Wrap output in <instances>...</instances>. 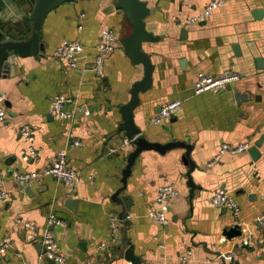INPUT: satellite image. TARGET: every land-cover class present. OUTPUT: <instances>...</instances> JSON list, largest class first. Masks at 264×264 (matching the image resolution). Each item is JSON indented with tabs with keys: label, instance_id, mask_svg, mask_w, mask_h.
<instances>
[{
	"label": "crops",
	"instance_id": "1",
	"mask_svg": "<svg viewBox=\"0 0 264 264\" xmlns=\"http://www.w3.org/2000/svg\"><path fill=\"white\" fill-rule=\"evenodd\" d=\"M144 1L152 12L148 21L154 39L143 41L142 50L153 68L150 84L138 91L133 122L152 140L165 134L189 143L193 167L184 159L183 147L145 149L122 188V171L134 145L125 141L120 109L130 100L133 83L144 75L143 64L132 60L121 43L132 24L117 0L59 3L43 21L39 54L17 56L14 71L0 77L8 110L0 124V173L11 192L9 199H0V242L6 235L13 241L0 264H130L125 257L129 245L139 264H179L178 256L186 250L191 251L189 264H264V229L255 220L264 211V0H224L207 18L186 26L175 16L200 10L210 0ZM33 9L31 0H0V29L13 39L29 38ZM104 28L116 31L117 45L105 56L100 74L94 60ZM66 38L84 46L75 68L55 55ZM199 72L238 77L215 91L197 93ZM60 92L88 106L90 114L54 116L52 99ZM173 98L181 99L180 108L169 121L152 124L150 117ZM22 125L32 128L39 159L22 158L28 145ZM76 139L79 144L73 143ZM259 140V154L253 157L249 148ZM223 142H248L249 147L214 160ZM63 149L80 172L75 192L52 175L32 180L24 190L13 180L16 170L43 171ZM164 178L179 193L166 222L159 224L149 211ZM217 188L238 201L237 216L212 203ZM122 195L131 197L128 217L120 216ZM69 197L76 202H67ZM51 211L66 220L51 225L65 263L42 255L41 235ZM25 221L36 227L27 228ZM234 225L240 234L230 237L226 230ZM241 236H249L254 245L241 243ZM226 254L231 258H224Z\"/></svg>",
	"mask_w": 264,
	"mask_h": 264
},
{
	"label": "built area",
	"instance_id": "2",
	"mask_svg": "<svg viewBox=\"0 0 264 264\" xmlns=\"http://www.w3.org/2000/svg\"><path fill=\"white\" fill-rule=\"evenodd\" d=\"M224 3V0H210L203 8L197 10L191 14L178 15L174 19L180 26H186L189 24L197 23L207 18L211 12ZM117 45V34L113 28H104L100 41L98 43V54L94 60V67L98 73H102L105 56L111 52ZM83 43L78 39H64L56 48L55 55L65 60V62L72 68L77 67L78 60L80 59L83 51ZM236 74L226 73L222 76H211L199 72L198 77L194 83L195 92H201L204 90H217L219 87L224 86L230 79L237 78ZM264 86V80L262 81ZM6 94L0 93V124L3 123L7 116L8 110L5 104ZM68 103L77 104L72 110H68L66 105ZM181 99L173 98L163 104L159 110L150 117L152 124H161L170 120L173 114L180 108ZM82 111L85 114H90L88 106L84 104H78L75 100L66 94L60 92L57 93L51 104V113L61 119L68 117H74L75 113ZM20 133L25 136L28 145L22 150V158L26 161L39 159L40 149L34 145L35 134L29 125H22L20 127ZM125 141H129L128 138ZM74 144H79L80 140L76 139ZM249 147L248 142H242L238 144H232L223 142L219 146V151L215 155L214 160L219 159L221 154L225 152L237 153L247 150ZM43 175H52L62 180L71 192L77 190L78 182L80 180V172L77 168L70 165L68 161L67 152L65 149L60 150L57 157L49 164L43 171L31 170L26 172H20L18 170L12 173L13 180L21 185L24 190V186L30 183L32 180L39 178ZM6 179L2 173H0V199L7 200L11 197V192L4 187ZM179 191L176 185L169 179L164 178L163 181L156 188V196L154 200V207L150 209L149 215L159 224H164L167 220V212L169 210L171 202L176 198ZM211 201L216 206H224L230 209L235 216L238 215L240 206L235 197L230 194L224 188H217L211 195ZM128 217V214L125 216ZM117 217L112 218V226L117 228ZM256 222L262 229H264V211L255 218ZM49 226L44 230L41 235L42 242V255L45 258L54 260L58 263H65L66 255L61 251L58 241L51 229V225L65 224L66 220L59 217L55 212L51 211L48 215ZM27 228H35V224L32 221H25ZM12 237L6 235L0 242V257L5 252L9 251L12 247ZM240 242L248 247H252L254 244L249 236H241ZM191 251L186 250L178 256L179 264H189ZM224 258L230 259L231 255L226 254Z\"/></svg>",
	"mask_w": 264,
	"mask_h": 264
},
{
	"label": "water",
	"instance_id": "3",
	"mask_svg": "<svg viewBox=\"0 0 264 264\" xmlns=\"http://www.w3.org/2000/svg\"><path fill=\"white\" fill-rule=\"evenodd\" d=\"M33 2L32 18L34 20L33 31L29 38L26 39H13L0 29V77H5L7 73L13 72L17 56L38 55L39 51L43 48L41 42V28L43 21L51 8L56 7L59 3L66 0H31ZM117 8L124 10L125 14L129 18L132 24V32L121 39L127 55L134 61L141 62L144 66V75L140 80L133 83L131 87L130 100L121 106V113L123 119L122 128L126 131V136L130 143L134 145V149L130 151L127 157V163L122 171L121 181L123 187L126 186L127 177L130 174L131 167L135 161V158L142 150L155 149L158 151H165L177 146L185 148L184 159L190 163V168L193 167V162L189 159V153L191 145L183 140H171L168 135L162 134L161 139L152 140L148 138L147 131H142L137 127L132 118V110L136 105L138 99V91L145 89L151 82L152 63L149 55L142 50V43L145 40H153L154 34L149 28L148 16L152 13L150 8L144 0H117ZM184 29L182 30V32ZM164 130L168 133L169 129L164 126ZM261 144V140L256 142L255 146L249 148V152L253 157L259 154L257 146ZM190 172L188 175V185L191 190L194 188V184L190 178ZM120 190L117 191V194ZM120 202L123 200V210L120 213L121 217L127 215L130 208L131 197L129 195H122L118 199ZM67 202L75 203L76 199L67 198ZM228 236H235L240 234V228L238 225L226 230ZM125 257L130 261V264H139L140 258L134 254L133 246L129 247L125 251Z\"/></svg>",
	"mask_w": 264,
	"mask_h": 264
}]
</instances>
